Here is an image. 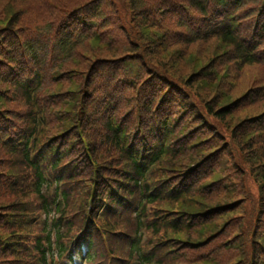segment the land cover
I'll list each match as a JSON object with an SVG mask.
<instances>
[{
	"label": "rangeland",
	"instance_id": "obj_1",
	"mask_svg": "<svg viewBox=\"0 0 264 264\" xmlns=\"http://www.w3.org/2000/svg\"><path fill=\"white\" fill-rule=\"evenodd\" d=\"M129 1L70 0L72 4L63 5L61 3L63 0H0V116L5 118L1 120L3 123L8 122L9 126L2 129H6V133L11 137L5 143H9L11 139L16 141V136H20L21 133L24 139L29 138L33 131L34 109L40 111L46 121L40 129V134L44 135L41 137L42 143L45 142L44 148L49 152H56L59 157L62 155L61 161L65 162L67 172L74 177L71 182L72 189L75 192L80 189L77 195L69 194V213L75 215L74 220H79L88 214L97 217V208L102 201L100 196L106 197L107 193L111 192V188L124 184L125 190L135 192L138 189L136 184L127 180L130 172L128 162L124 167L115 165L113 170H107L102 175L89 154L90 149L95 147L93 140L99 137L96 131L91 139L90 134L95 125H100L98 119L93 117L92 109L88 108L89 105L100 107V103H96L92 96L97 92L102 93V88L107 83L113 81L119 83L121 78H124L121 87H125L126 90L132 85L136 88L134 90L139 101L128 99L127 107H123L122 104L117 106L120 115L113 112L116 105H112L111 108L109 104L104 106L105 111L109 109L111 111L110 125H118L121 131L119 146L124 150L128 149L130 146H126L136 137L137 144H145L147 148L153 149L150 155L156 154L164 146L165 150L167 149L163 152L161 163L150 167V172L147 173L149 175H146L149 180L148 185L155 188L157 197H161V200L148 207L149 214L155 221L153 226L157 229L150 228L151 232L146 233V247L153 250L155 258L152 264H264V211L262 210L264 195L260 192V182L253 171L254 168L248 164L242 151L238 150L230 139V130L218 126L213 146H218L225 139L229 140V143L227 141L223 145L226 146L228 143L224 150L225 156L221 160V168L223 170L231 166L234 172L230 169L222 172L221 174L225 176L220 180L218 173L209 175L205 179L194 178L187 194L184 192L179 195L181 199L188 196L195 200L193 207L179 206L181 204L169 198L172 192L169 188L170 182L163 181L164 176L161 172L166 159L174 156L182 148L178 146L179 138L192 126L191 123L185 122V115L179 114L176 110L179 99L192 114L189 117L194 115L195 107L198 108L196 118L206 116L203 102L213 101L222 105L230 100L231 103L228 105L232 106L234 117L239 115L237 120L232 119L231 122L241 121L239 124L241 128L245 129V125H249L251 132L259 131L258 126H261L264 120V73L260 65L249 64L239 70L236 60L233 65L230 60L223 58L218 59L217 64L228 61L227 64L216 68L217 64H210L207 60L211 59L214 50L220 47L217 39L194 44L166 43L164 47L159 48L161 49L159 53L148 54V48H142L143 42L138 43L141 36L137 32L135 22H140L142 19L145 23L147 20L155 23L167 19L172 23L171 31L173 28H181L179 16L171 6L170 0H154L147 5ZM91 3H99V5L107 3L111 9L109 11L111 15L108 13L104 15V20H100L98 16L97 23L100 25L97 29L98 34L104 36L106 32H113L119 36V41L123 38L118 46L112 41L111 48L88 44L89 48L86 51L80 50L78 55L75 52L69 60L71 63L66 67L71 70L61 73L58 39L52 40L51 36L56 37L58 34L60 37L61 18L64 20L62 23L65 22V27H68L70 23L73 24V19H79L73 13L80 10L75 9L94 8ZM130 4H133V7ZM258 10L261 14L264 5ZM71 33L73 32L68 35ZM40 39L45 40L52 58L45 57L36 43L35 46L39 51L38 60L33 58L23 46L26 42ZM131 45L138 48H133V52H126ZM249 49L253 52L250 47ZM124 62H130L131 74L128 73ZM220 73H224L221 83L218 82V79H221ZM91 77L95 86L88 91L86 84ZM82 84L84 87L81 86ZM167 85H170L169 89H166ZM34 91V98H29V94L32 95ZM162 93H166V96L170 94L171 100L163 99L165 94L158 98ZM76 97L79 98L77 104L74 99ZM150 97L157 100L151 109L144 111L145 118L150 123V131L146 133L141 129V125L138 128H129L125 120L134 125L138 118L134 116L135 110L139 104L145 108ZM87 101L88 104L84 105ZM166 112L177 115L174 114L175 119L171 120L170 133L162 136L159 127L154 124L158 117H162ZM144 115H140L139 122L144 120ZM181 121L182 124L178 129ZM210 121L213 122V119L211 118ZM84 123L86 125L83 131ZM134 129L136 130L133 131ZM198 129L194 128L191 133H196ZM206 135L207 132L203 134V138ZM254 138L259 140L258 136ZM152 139L156 141L152 142ZM183 142L185 143V139ZM75 144L92 162L91 178L84 187L77 182L73 174L72 167H75L76 163L72 157V150ZM8 150L10 149L7 148ZM219 152L220 150H217V154ZM21 157L20 152L10 156L0 149V191L4 186L18 183L14 177L6 175L11 173L10 167L17 164L13 159L18 160L17 165L22 164ZM118 158L115 149L110 146L102 153L101 162L105 160L103 166L105 162L109 165ZM176 162L181 164L180 160ZM253 163L258 170L262 167L261 164H255L256 160ZM25 170L22 168L21 172ZM18 178L21 179L22 176ZM213 180L217 181L209 183ZM14 191L16 189L12 188L7 194L0 192V225L3 224V219L9 216L3 224L4 228H0V244L6 239L12 241L11 244L0 245L8 248L7 251L0 250V264H6V261L8 264H27L29 259L23 255L30 258V253L32 254L31 248L29 251L26 249L24 253L19 247L21 243L27 242L29 237L21 239V237H11L8 233L17 223H20L19 227L25 225L14 217L19 216L23 211L22 218H24L29 215V210H35L37 205L32 203V199L28 200L20 194H24L23 190L20 189L19 194ZM27 197L32 198V195ZM218 204L223 205L221 207L227 206L228 210L216 211L209 208ZM5 212L10 215L4 214ZM214 212L216 215L213 214ZM31 217L35 220L36 214H31ZM107 221L104 219L103 224ZM245 222H250L253 226L250 227L252 234L248 235L243 250L239 248V244L241 240L243 241L244 235H237L234 226H243ZM122 223L121 230L132 233L135 229V226L129 223ZM27 224H30V229L33 228V222ZM111 242L112 245L121 243L123 248L124 243L118 237H112ZM15 248L18 249L16 256H10L11 250ZM11 257L17 259L9 261Z\"/></svg>",
	"mask_w": 264,
	"mask_h": 264
},
{
	"label": "trees",
	"instance_id": "obj_2",
	"mask_svg": "<svg viewBox=\"0 0 264 264\" xmlns=\"http://www.w3.org/2000/svg\"><path fill=\"white\" fill-rule=\"evenodd\" d=\"M74 1L76 2L78 0ZM133 1L136 4L147 5L154 0ZM61 3L63 5L72 4L70 0H63V2ZM91 4L94 6V8L75 9L80 10L73 13V15L77 16V18L79 19H73V24L70 23L68 27H65V22L62 23V21L64 20H62L61 18L60 37L58 34H56V37H54L53 35L51 36L52 40H55V38L58 39L60 67H62L61 73H66L71 70L67 69L68 67H66L71 63V61L69 60L74 56L75 52L76 55H78L80 50L86 51V49L89 48L88 44H97L102 48H109L112 45V41H114L118 46L123 38L122 37L119 41V36L113 32H106L104 36L98 34L97 29L100 27V25L97 23L98 16L100 17V20H104V15H106L107 13L108 15H111L109 12L111 9L110 5L107 3L101 5H99V3ZM170 4L172 7H174L177 16H179V26L181 28H173L170 31L172 23L167 19L155 23H153L152 20H147V22L145 23L142 21V19H140V22H135L137 32L141 36L138 43L143 42L142 48H148V54L159 53L161 51V49L159 48L164 47L166 43L194 44L199 41L217 39L220 43V47L214 50L212 58L207 60L208 63L216 65L218 59L227 58L232 62V64L234 60H236L239 70L244 69V66L249 64H259L264 73V10L261 11V14L258 10L261 5H264V0H170ZM130 6L133 7V4H130ZM155 27H158L159 29ZM70 32L73 33H71V35H68ZM35 43L42 50V53L45 57L49 56L50 58H52V54L49 52L48 46L45 43L44 39L33 40L31 42L25 43V48L33 58H35L36 48H38L37 46H35ZM243 43L249 46L253 52H251L248 47L245 48ZM133 48L138 47L135 45H131L129 51L127 50L126 52H133ZM227 62L228 61H224V63L217 64L215 67L217 68L219 66H225ZM124 64L128 70V73H130V62H124ZM132 68L133 67L131 66V69ZM88 70L89 69H87V71ZM220 76L221 79H218V82L221 83L224 79V73H220ZM112 77L114 78V76ZM124 80V78H121V81L119 83H116V81L109 82L104 88H102V93L97 92L96 95L92 96L96 103H100V107L89 105L88 108L92 109L93 117L98 119V123L100 125H95V128L90 134V139L91 137L95 136V131L98 133L99 137L93 140L95 147H92L89 152L93 163H96L98 165V169L102 175L107 172V170H113L115 165L124 167L128 162L130 166L129 170L134 175L133 177L128 176L127 179L138 186V178H141L144 172L142 171L141 167L136 164L135 160H133L129 152L125 151L121 146H119V138L117 136V133L110 125L111 111L110 109L107 111H105L104 109L105 104H109L110 108L112 105H116L113 112L117 115H120L117 111V106L122 104L123 107H127L129 104L128 99L132 101H139L138 95H136L134 90L136 88H134L132 85L128 86L126 90L125 87H121L122 81ZM134 82L136 83V77ZM83 85L84 84H82L81 86ZM94 86V79L91 77L86 84V88L88 89V91H91ZM169 88L170 85H167L166 89ZM178 89L181 90V88ZM110 91L111 96H109ZM162 96H164L163 99L166 98V101L171 100L170 94H167L166 96V93H162L158 98H161ZM74 99L76 100L77 104L79 102V98L76 97ZM88 102L89 101L84 102V105L88 104ZM156 102L157 100H155V98L150 97L148 104L145 107L146 109L143 107V105L141 106V104H139L138 108L134 112V116L138 118L135 120L134 125H131L128 120H125L127 126L129 128H138L141 125V129H143L146 133L147 131L149 132L150 123L145 118L144 111L151 109V107ZM230 103V100L222 105L213 101H205L203 102V107L205 109L204 113L206 116L204 115L205 117L196 118L195 116L197 115L198 110L197 107H195L193 111L194 115L192 117H189L192 114H190V112L188 111V107L183 102L181 103L180 99L177 101L176 110H178L179 114H184L186 117L185 122L191 123L192 126L188 128L190 132L187 131L179 138L178 146H181L182 148L177 151L174 156H169L166 159L165 163L163 164V171L161 172L164 176L163 181L170 182L169 188L172 192H170L171 197L169 198L172 199L175 203L181 204L179 206L187 205L189 207H193V204H195V200L189 198L187 195V197H183L182 199L179 197V195L184 192V194H187V191L193 185L194 178L205 179L209 175L211 176L212 174L215 175L218 173L220 174V176L218 177L220 180L221 178H223V176H225L221 174L222 172L224 173L229 169L231 170V172H234L233 167L231 166L223 170L221 168V160L225 156L224 150L227 148L229 140L225 139L224 141H221L218 146H213V139L215 138V136H217L216 134L218 132V126L225 127L230 130V139H232L236 148L242 151L248 164L252 168H254L253 171L260 182V192L264 195V120L262 121V125L258 126L259 131L257 133L251 132V128L249 127V125H245V129H243L239 126L241 121L234 122L233 120L231 122L232 119L237 120L239 118V115L234 117L231 109L232 106L228 105ZM142 114L144 115V120H141V122H139V117ZM174 114L177 115V113L166 112V114H164L162 117H158L157 121L155 122L154 126L157 124V127H159L162 136L170 133V129L172 127L171 120L175 119ZM193 118L194 120H192ZM211 118L217 125L210 121ZM181 124L182 121L178 126V129L180 128ZM85 125L86 123H84L82 126L83 131ZM194 128L199 129L196 131V133H191ZM135 130L136 129H134L133 131ZM205 132H207V135L203 138V134ZM256 136L259 137V140L254 138ZM136 139L137 138L135 137V140ZM184 139L185 143L183 142ZM155 141L156 139H152V142ZM227 141V145L223 146ZM110 146L115 149V153L119 158L117 161H113L112 164L109 165H106L108 163L105 162L103 166V162L105 160L101 162L102 153L104 151H107ZM165 148L166 147L164 146V148L159 149V151L154 154L153 157H151L150 162L154 163V165H159L163 160L162 156L163 152H165ZM217 150H220L218 154ZM231 154L234 155V152L231 151ZM72 157L79 167L78 183L82 187H84V185L88 181H90L91 178L92 162L86 156L85 152L81 153L76 144L72 150ZM218 159L219 162H217ZM176 160H180L181 164L176 162ZM255 160V164H261L262 166L259 170L256 166H253V162ZM37 179L38 181L34 187V194L42 198L43 195L41 193V186L43 182L38 175ZM215 181L217 180L210 181L209 183ZM174 186L175 189H173ZM79 193L80 189L75 192L76 195ZM144 197L150 204L157 203L159 200H161L160 196L152 197L145 195ZM64 199L67 200L66 193H64ZM109 200L112 203V200ZM190 200L191 202H188ZM65 204L67 207H69V204L67 202H65ZM221 206L223 205L218 204L213 205L212 207L210 206L209 208L216 211L228 210L227 206ZM262 206V210L264 211V202L262 203ZM42 208L44 211H47L48 205L44 203ZM58 209H61V205H58ZM215 213L216 212H214L213 214ZM242 225L243 226L240 227L239 225L233 226L237 230V235H244L243 241L241 240L239 244V248H243L244 250L247 237L248 235L252 234L250 233V227H252L253 225L250 222H245ZM0 228H4L3 224L0 225ZM71 229L72 225L69 227L67 233ZM13 232L14 231L9 232L8 235L13 234ZM43 244H45V246L46 244H49V234L47 232H43L41 239L38 240V246L36 247L37 250L41 251V261H43L45 255L44 247L42 246ZM45 248L48 247L46 246ZM137 251L138 249L135 247V243H133L131 254ZM145 261L147 263L150 262V260H148L147 258H145Z\"/></svg>",
	"mask_w": 264,
	"mask_h": 264
}]
</instances>
